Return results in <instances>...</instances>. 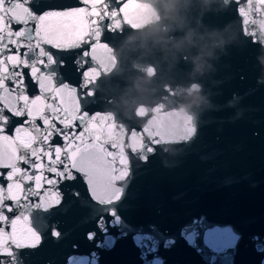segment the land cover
<instances>
[{
    "label": "water",
    "instance_id": "1",
    "mask_svg": "<svg viewBox=\"0 0 264 264\" xmlns=\"http://www.w3.org/2000/svg\"><path fill=\"white\" fill-rule=\"evenodd\" d=\"M35 2L85 6L80 0ZM108 2L113 8L131 6L122 33L102 34L101 42L111 51L96 53L97 97L83 102L84 110L108 115L124 129H147L160 139L147 163L133 162L123 218L175 240L169 248H158L163 264H210L180 236L183 226L200 218L240 235L235 249L226 253L230 264H261L264 253L256 251L251 238L264 242V49L247 43L236 4L227 0ZM255 27L264 35V13ZM81 51L58 53L66 62L64 79L77 87L82 78L73 70V58ZM26 83L29 95L38 94L34 83L27 78ZM24 119L13 118L6 133L13 135ZM193 126L192 140L166 143ZM54 143H62L61 138ZM74 183L83 192V185ZM59 188L67 198L70 189L66 184ZM83 215L77 207L57 214L54 221L63 238H45L38 249L24 250L26 264H66L70 255L93 251L98 264H143L132 234L111 249H97L87 239L95 224L82 220Z\"/></svg>",
    "mask_w": 264,
    "mask_h": 264
},
{
    "label": "snow or ice",
    "instance_id": "2",
    "mask_svg": "<svg viewBox=\"0 0 264 264\" xmlns=\"http://www.w3.org/2000/svg\"><path fill=\"white\" fill-rule=\"evenodd\" d=\"M80 2L85 6L0 0V169L7 170L0 171L4 181L0 183V264H26L24 250L38 249L45 238L62 239L54 217L72 207L84 213L82 220L94 222L95 230L87 233V239L97 249H111L118 239L132 234L143 264H163L158 248H169L175 240L154 227L138 229L122 216L133 162L147 163L160 144L159 137L147 129H124L108 115H90L83 105L97 97L98 49L111 51L108 43L101 42L102 34L105 30L122 33L131 5L113 8L108 0ZM227 3L236 4L247 43L264 49V35L255 27L264 13V0ZM74 49H82L73 58V70L82 78L78 87L64 79L66 62L58 55ZM26 78L38 94L29 95ZM19 117L26 119L13 135L7 134L10 121ZM196 133L193 126L186 135L166 143H186ZM56 137L62 143H54ZM74 182L83 185V192ZM61 184L70 189L67 198ZM180 236L210 264H230L226 253L241 239L231 227L211 225L203 218L183 226ZM251 239L256 251L264 253L262 238ZM66 264H98V254L70 255Z\"/></svg>",
    "mask_w": 264,
    "mask_h": 264
},
{
    "label": "clouds",
    "instance_id": "3",
    "mask_svg": "<svg viewBox=\"0 0 264 264\" xmlns=\"http://www.w3.org/2000/svg\"><path fill=\"white\" fill-rule=\"evenodd\" d=\"M163 31H166L167 30V28L165 27L164 29H162ZM202 67V66H201Z\"/></svg>",
    "mask_w": 264,
    "mask_h": 264
}]
</instances>
